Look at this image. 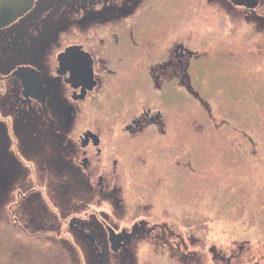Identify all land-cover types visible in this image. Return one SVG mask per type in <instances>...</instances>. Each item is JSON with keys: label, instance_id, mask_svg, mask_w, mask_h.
Segmentation results:
<instances>
[{"label": "flooded vegetation", "instance_id": "flooded-vegetation-1", "mask_svg": "<svg viewBox=\"0 0 264 264\" xmlns=\"http://www.w3.org/2000/svg\"><path fill=\"white\" fill-rule=\"evenodd\" d=\"M229 6L257 20L264 31V0L253 9ZM220 12V0H34L26 13L0 28V209L5 207V220L33 237L46 230V217H66L86 250L98 255L97 264H104L110 251L127 260L130 243L141 244L147 237L161 240L163 250L176 255V264L194 259L240 264L241 249L206 251L194 246L189 231L191 243L184 245L171 223L179 222L177 216L156 199L142 206L153 217L134 219L130 232L87 212H65L76 205L78 187L107 188L142 172L165 175L185 168L189 131L176 133L185 158L179 165L173 140L169 155L156 162L153 136L141 138L139 130L145 123L155 131L161 121V110L152 113L150 103H163L179 91L192 94L204 72L193 67L205 59L220 60L215 48L205 59L199 50L206 36L219 40ZM209 19L215 21L213 29L205 26ZM101 109L103 121L88 118L89 111L97 115ZM113 131L118 133L114 138ZM47 205L59 215L49 213ZM145 253L154 252L148 248ZM260 260L243 264H264V256Z\"/></svg>", "mask_w": 264, "mask_h": 264}, {"label": "rangeland", "instance_id": "rangeland-1", "mask_svg": "<svg viewBox=\"0 0 264 264\" xmlns=\"http://www.w3.org/2000/svg\"><path fill=\"white\" fill-rule=\"evenodd\" d=\"M226 2L220 0L219 40L208 35L199 42L201 58L213 55L214 48L219 50L220 57L219 61L205 59L193 67L204 71L195 84V91L199 93L193 91L188 95L186 90L179 91V94H169L163 103L159 99L150 103L152 113L161 110L158 114L161 121L156 123L155 131L148 129L145 123L139 130L141 138L147 133L153 136L156 154L159 152L156 162L169 155L173 140V152L179 165L185 158L177 146L181 141L176 139V133L189 131L186 169L178 168L165 175L159 171L148 172V175L142 172L141 177L124 178L107 188L92 186L88 191L78 187L74 194L76 205L67 208L66 213L72 210L73 215L77 209L80 214L95 215L100 219L98 222L104 219L130 232L134 219L139 222L153 217L155 213L144 212L142 206H149L148 202L156 199L163 205L167 203L162 209L167 212L172 209L177 216L179 222L171 223L180 230L184 245L191 243L186 236L189 231L194 246L204 247L206 251L234 247L242 250L238 254L240 264L261 261L264 256V31L257 20L247 19L248 15L242 10H233L229 6L231 2ZM205 22L208 29L215 25L212 19ZM204 31L210 30L205 28ZM244 38H248L247 42ZM104 114L101 109L97 115L93 110L87 116L103 121ZM158 123L163 124L161 129ZM178 126L183 127L177 129ZM117 134V131L110 133L113 138ZM153 189H157L156 196L152 194ZM47 206L49 213L59 215L51 205ZM156 208L161 210L160 206ZM0 210V264H97L98 255L86 250L68 228L66 217H46L42 224L46 230H39L36 236L30 237L20 232L17 223L9 221L8 217L5 220V207ZM156 213L159 214L157 210ZM35 219L32 220L35 222ZM142 240L141 244L139 241L130 243L127 260L115 258L110 251L104 264H118V261L176 264V255L163 250L161 240L157 242L150 237ZM176 242L178 240L172 243ZM148 248L154 253H145ZM197 250L200 252V248ZM185 264L198 262L194 259Z\"/></svg>", "mask_w": 264, "mask_h": 264}, {"label": "water", "instance_id": "water-1", "mask_svg": "<svg viewBox=\"0 0 264 264\" xmlns=\"http://www.w3.org/2000/svg\"><path fill=\"white\" fill-rule=\"evenodd\" d=\"M235 6L255 8L260 0H229ZM34 0H0V28L5 27L26 13Z\"/></svg>", "mask_w": 264, "mask_h": 264}]
</instances>
